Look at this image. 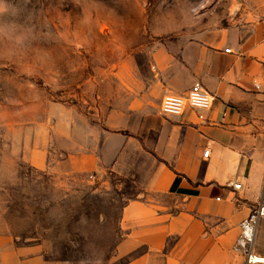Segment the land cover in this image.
<instances>
[{"label":"rangeland","instance_id":"374dc122","mask_svg":"<svg viewBox=\"0 0 264 264\" xmlns=\"http://www.w3.org/2000/svg\"><path fill=\"white\" fill-rule=\"evenodd\" d=\"M246 25L264 30V0H0V259L123 264L135 179L70 171L78 116L104 130L111 113L158 108L167 53Z\"/></svg>","mask_w":264,"mask_h":264},{"label":"crops","instance_id":"0c3cea01","mask_svg":"<svg viewBox=\"0 0 264 264\" xmlns=\"http://www.w3.org/2000/svg\"><path fill=\"white\" fill-rule=\"evenodd\" d=\"M159 71L158 93L186 95L199 83L216 97L211 108L180 117L159 107L111 113L104 130L78 116L83 140L70 171L135 179L119 220L123 264H246L234 247L241 222L264 202V30H202L167 53ZM11 241L1 236L0 246ZM252 249L264 255V218ZM10 258L0 264L22 263Z\"/></svg>","mask_w":264,"mask_h":264},{"label":"built area","instance_id":"2783aa9c","mask_svg":"<svg viewBox=\"0 0 264 264\" xmlns=\"http://www.w3.org/2000/svg\"><path fill=\"white\" fill-rule=\"evenodd\" d=\"M215 99L216 97L205 91L199 83H194L186 95L164 94L160 101L159 111L166 117H180L186 108L203 113L211 108ZM207 155L208 151L205 150L203 157H207ZM232 187L237 189L239 185ZM261 218H264V202L254 206L239 226L234 250L244 256L246 264H264V255H257L252 249L258 222Z\"/></svg>","mask_w":264,"mask_h":264}]
</instances>
